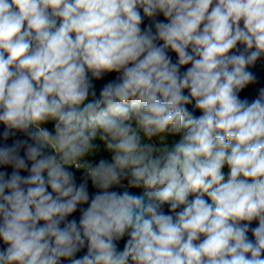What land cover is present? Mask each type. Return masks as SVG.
<instances>
[{
    "label": "clouds",
    "instance_id": "9594fccd",
    "mask_svg": "<svg viewBox=\"0 0 264 264\" xmlns=\"http://www.w3.org/2000/svg\"><path fill=\"white\" fill-rule=\"evenodd\" d=\"M262 57L264 0H0V264H264Z\"/></svg>",
    "mask_w": 264,
    "mask_h": 264
},
{
    "label": "water",
    "instance_id": "95a60500",
    "mask_svg": "<svg viewBox=\"0 0 264 264\" xmlns=\"http://www.w3.org/2000/svg\"><path fill=\"white\" fill-rule=\"evenodd\" d=\"M156 19L158 20H161L163 21L164 18L162 15H158L156 17ZM166 22V21H165ZM152 21L148 20V19H145L144 20V23L142 24V28L148 24H151ZM172 55V58H173V61L175 62L176 60V57L174 54H171ZM186 69H181V71H184ZM254 74L256 75L257 77V80L254 84H251L249 86L246 87L245 90L242 91L241 93V97L242 98H247L249 99V101L255 99L258 94H259V90L261 88H264V57H262L260 60L257 61L256 65L254 66V68L251 69ZM117 74L115 73H112V74H106L105 77L102 79V80H99V81H93V83L95 84V88H96V91H97V94H99V91L100 89L103 87V85L105 83H107L109 80H112L116 77ZM91 98V97H90ZM191 110V109H190ZM197 116L200 115L201 113L199 112H196L195 113ZM47 127L51 130V131H54V127H53V124L50 122L49 124H47ZM3 126L0 125V134H2L3 132ZM13 139H27L26 136H24L23 134L21 133H17L16 137H13V138H10L7 143L11 144L12 143V140ZM4 141L2 139V136H0V144H2ZM23 150H21V155H23ZM0 171H8L9 173H11L12 169L9 167L7 169H4V168H0ZM28 173L27 172H21V175H27ZM76 178H77V183L81 182L82 179H83V174L82 172H76ZM110 190H114V191H118V192H122L124 189L122 188H118V187H113V189H110ZM96 191H99L98 189H95L91 183L89 182V193L90 195L91 194H94ZM130 192H133L135 194H140L142 190L140 189H129ZM80 207H87V205H82ZM163 210L167 213L168 212V206L165 205ZM79 210H77L76 213L73 214V217H69V219L71 218H76L77 220L79 219ZM258 226V221H253L252 224H251V227H256ZM249 237L250 238H253L251 236V232H249ZM125 240L127 239V237L124 238ZM119 243V248L122 250L123 248V243L124 241H120L118 242ZM0 247H3L2 245V242H0ZM86 251V249L84 250ZM84 251H82L81 253H79L78 255H83L84 254ZM64 264H66V262H64Z\"/></svg>",
    "mask_w": 264,
    "mask_h": 264
},
{
    "label": "trees",
    "instance_id": "16d2710c",
    "mask_svg": "<svg viewBox=\"0 0 264 264\" xmlns=\"http://www.w3.org/2000/svg\"><path fill=\"white\" fill-rule=\"evenodd\" d=\"M46 127H47V125H46ZM49 130H50V129H49ZM50 131H51V130H50ZM179 139H180L179 136H168V137H167V143H168L169 146H171L173 143L177 142ZM95 143L99 146V151H98L97 154H96L94 157H92L91 159H94V160L97 161V162H98V160L101 159V158H103V159H107V160L110 161V159H111V154L108 153V152L105 150V147H104L103 143H101V142L99 141V139H97V140L95 141ZM227 171H228V169H227V167H225V169H224L225 174H227Z\"/></svg>",
    "mask_w": 264,
    "mask_h": 264
}]
</instances>
